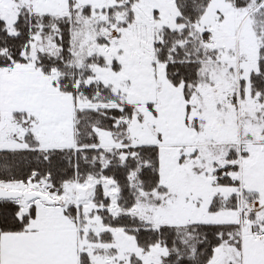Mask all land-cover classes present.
I'll return each mask as SVG.
<instances>
[{
  "label": "snow or ice",
  "instance_id": "obj_1",
  "mask_svg": "<svg viewBox=\"0 0 264 264\" xmlns=\"http://www.w3.org/2000/svg\"><path fill=\"white\" fill-rule=\"evenodd\" d=\"M0 264H264V0H0Z\"/></svg>",
  "mask_w": 264,
  "mask_h": 264
}]
</instances>
